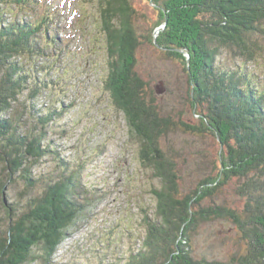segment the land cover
<instances>
[{
  "label": "trees",
  "instance_id": "trees-1",
  "mask_svg": "<svg viewBox=\"0 0 264 264\" xmlns=\"http://www.w3.org/2000/svg\"><path fill=\"white\" fill-rule=\"evenodd\" d=\"M96 1L108 55L105 91L137 140L140 164L160 183L150 191L156 199L153 217L145 214L142 219L145 237L127 264H264V87L245 67L230 69L215 62L220 49L238 51L248 60L261 49L251 37L264 35V0H157L165 32L155 42L150 34L147 41L167 57L181 58L192 82L189 102L194 116L197 107L205 110L193 119L196 125L165 115L147 93L136 70L137 50L146 38L135 31L130 0ZM36 4L0 0V162L8 171L6 180L0 176V202L6 203L5 188L17 177L30 192L42 189L26 200L25 210L6 203L12 221L0 231V264H26L36 248L43 264H49L83 209L73 192L77 175L63 172L41 183L26 166L51 152L48 144H41L48 125L61 113L52 110L38 117L40 130L35 134L36 126L21 134L18 121L9 115L28 85L32 93L42 88L17 58L48 59L50 48L60 45L46 4L33 20L17 18L22 10L34 11ZM12 10L17 13L8 21L4 15ZM178 49L189 54L188 69ZM177 125L196 134L207 131L219 146L216 172L189 192L181 188L178 163L163 148L166 135ZM232 184L242 199L240 207L216 203L218 192ZM213 220L229 222L237 235L239 249L224 262L192 255L193 232Z\"/></svg>",
  "mask_w": 264,
  "mask_h": 264
},
{
  "label": "rangeland",
  "instance_id": "rangeland-1",
  "mask_svg": "<svg viewBox=\"0 0 264 264\" xmlns=\"http://www.w3.org/2000/svg\"><path fill=\"white\" fill-rule=\"evenodd\" d=\"M37 1L34 11L12 10L4 18L10 21L16 12L17 18L23 15L33 20L45 11L46 4V15H52L51 23L60 45L50 48L48 54L52 56L48 59L17 58L24 70H31V78L42 88L32 93L28 85L9 115L18 121L23 134L38 127V117L46 112L61 113L48 125L41 144V147L48 144L51 152L26 166L31 167V177L41 178V183L57 179L63 172L65 176L77 175L73 192L83 208L49 264H127L145 237L142 219L145 214L153 217L156 199L150 191L159 189L160 183L149 168L140 164L137 140L105 91L109 67L100 6L96 0ZM130 5L135 31L146 38L137 50L136 70L147 84V93L154 96L165 115L176 122L196 125L199 118L196 115L205 110L197 107L194 116L189 102L192 82L183 70L181 58L167 57L147 41L150 34L156 40L165 32L159 1L130 0ZM251 39L261 49L249 60L238 51L220 49L215 62L230 69L245 67L253 80L264 87V35L255 33ZM177 52L184 57L188 69L189 54L183 49ZM163 148L178 163L180 184L185 192L214 175V167L219 165V146L207 131L196 134L177 125L166 135ZM3 168L0 162V176L6 180L8 171ZM232 188L233 184L218 192L216 203L240 207L242 199ZM41 192L40 188L26 190L25 183L17 177L6 186L4 197L8 204H19L18 210L22 211L26 200ZM6 203L0 202L1 232L12 221L5 212ZM192 236V255L198 259L224 262L239 249L233 226L226 221L202 223ZM41 253L38 248L34 249L33 259L26 264H43Z\"/></svg>",
  "mask_w": 264,
  "mask_h": 264
},
{
  "label": "water",
  "instance_id": "water-1",
  "mask_svg": "<svg viewBox=\"0 0 264 264\" xmlns=\"http://www.w3.org/2000/svg\"><path fill=\"white\" fill-rule=\"evenodd\" d=\"M154 38V41H155V37H153ZM187 59H189V56L187 55ZM188 62V61H187ZM188 64V63H187Z\"/></svg>",
  "mask_w": 264,
  "mask_h": 264
}]
</instances>
